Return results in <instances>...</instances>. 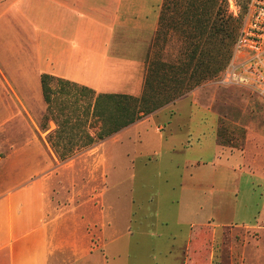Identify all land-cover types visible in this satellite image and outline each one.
<instances>
[{"label": "crops", "instance_id": "0c3cea01", "mask_svg": "<svg viewBox=\"0 0 264 264\" xmlns=\"http://www.w3.org/2000/svg\"><path fill=\"white\" fill-rule=\"evenodd\" d=\"M167 6L165 0H29L23 12L28 21L34 18L38 26L39 83L41 75L45 74L89 89L95 95L124 94L141 98L145 92L147 72L156 70L158 66L159 74L168 73L163 61L157 62L161 49L155 45L158 32L166 26L163 13ZM176 7L180 15L182 3ZM33 9L34 17L31 16ZM165 82L159 86L154 83L156 96H145L147 104H161L156 110L158 112L140 118L108 139L85 149L87 153L99 149L100 169L106 173L98 182L103 189H100L97 205H91V193L81 196L76 192L73 175L81 162L59 159L48 141L52 130L38 129V144L32 142L38 161L29 170L21 166L20 156H16L20 151L17 146L9 147L5 158L0 159V168L12 158L10 162L16 176H10L0 185V264H106L107 260L101 256L92 260L93 242L87 237L84 227L94 221L100 237L96 248H106L119 237L132 236L131 207L134 198L129 196L127 200V219L121 236L111 219L113 213L116 216L112 202L116 203L120 196L111 192L112 200L107 202L106 193L119 185V178H115L117 156L107 147L122 143L132 134L139 138L140 132L149 131L160 147L165 145L169 149L168 152L188 153L192 148L200 152L202 149L201 129L192 131V128L188 130L186 127V123L191 126L196 117L201 116L197 114L200 104L196 106L194 101L189 105L185 96L164 103L165 91L160 89L167 85ZM39 87L41 91V84ZM184 109L187 113H183ZM159 118H163L160 121L166 126L164 132L156 131L149 125V120L150 123H160ZM7 119L2 120L0 127ZM177 120L183 122L177 124ZM212 139L211 159L206 161L198 157L199 160L185 161L182 168L185 171L189 163L199 161L197 168L209 170L211 176H189L182 172L180 192L183 193L176 201L179 208L174 214L176 227L162 230L168 226L167 217L158 208L150 214L154 223L147 229V234L153 239L152 250L159 251V247L169 250L163 264H172L174 258L170 250L180 238V264H213L218 257V248L219 251L226 250V259L233 261L229 253L236 249L235 242H239V248L243 250L241 264H264V196L260 217L253 224H234L235 211L232 207L229 208V221L220 219L223 214L219 209V196L225 194L226 182L229 181V178L224 179L222 170H231L232 180L235 173H245L233 170L228 163L217 161L215 135ZM156 152L153 151V154L157 155ZM242 160L246 164L243 157ZM108 169L111 170L109 175ZM247 172L249 177L258 178L256 173ZM261 177L264 184V175ZM129 191L132 193L131 188ZM156 196L151 202L149 199L150 204ZM129 224L130 231L127 229ZM163 242H166L165 245ZM219 243H222L221 247ZM152 257V261L155 260L156 257Z\"/></svg>", "mask_w": 264, "mask_h": 264}, {"label": "rangeland", "instance_id": "374dc122", "mask_svg": "<svg viewBox=\"0 0 264 264\" xmlns=\"http://www.w3.org/2000/svg\"><path fill=\"white\" fill-rule=\"evenodd\" d=\"M28 1L0 0V123L8 118L4 126L0 127V146L2 141L4 142V145L0 147V159L5 158L9 147L17 146V150L20 151L16 156H20L21 166L29 170L38 161L33 144L34 142L38 144V129L46 132L52 130L48 141L55 143L61 130L64 133L61 135L62 142L58 145L56 155L58 157L65 155L66 153H61L62 148L69 147L71 153L66 154L64 159H75L81 162L73 175L76 192L81 196L91 193L89 198L91 205L94 206L100 199V189H103V185L98 182L102 181L106 174L100 169L102 166L99 163V149L89 153L85 152V149L89 147L86 145L87 136L93 140L92 145H97L100 141L97 139V134L101 129V123L94 116L92 117L95 94L81 92L79 88L73 86H62L53 80L49 83L53 91L50 97L51 103L47 104L44 101L37 75L38 26L34 18L31 22L28 21L23 12ZM182 1L165 0V5H168L163 13L166 26L158 32V38L155 41L156 47L161 49L160 59L157 62L163 61L166 67L177 68L185 60L187 45L185 36H183L184 32L182 33L180 29L183 19L180 18L176 7ZM245 1L217 0L216 8L220 5L226 16L231 18L232 24L238 26ZM197 5L196 3L195 6ZM208 7L210 9V6ZM196 10L202 11L199 7ZM31 16L34 17V9ZM222 69L223 67L218 69V72ZM218 72L203 80L197 87L189 89L187 84L184 85L183 94L179 96L187 97L189 105H192L194 101V105L200 104L197 114L201 116L196 117V121L191 126L189 122L186 123L188 130L192 128V131L196 129L199 131L201 129L200 147L202 149L200 152L194 151L193 148L188 153L186 151L184 153L168 152L169 149L165 145L160 147V143L149 131L148 133L140 132L139 138L138 135L132 134L122 143L107 147L108 151L117 156L118 170L115 178H119V185L114 188L115 190L106 193L108 194L107 202L112 200L114 192L120 196L116 203L112 202L116 216L113 213L111 219L115 224L117 234L121 236L127 219V200L129 196L134 198V204L131 207L132 230L130 224L127 227L128 231H132V236L119 237L115 243L106 248L102 246L96 248L97 241L100 240L99 229L95 221L88 223L84 230L93 242L91 244L92 260L101 256L107 260L106 264H163L166 261V254L169 250L163 247H159V251L152 250L153 239L147 234V229L151 223H154L150 214L158 208L168 219V226L162 230H172L176 227L174 214L179 208H177L176 201H179L183 193L180 192L182 172L189 176H211L209 170L197 168L199 161L196 164L189 163L185 171L182 168L185 161L199 160L198 157L206 161L211 159L214 135L218 145L217 161L220 164L228 163L232 165L233 170L245 173L240 175L235 173L232 180L233 172L228 168L222 170L224 179L229 178V181L226 182L228 186L225 194L219 196V209L223 214L220 215V219L229 221L231 218L229 208L231 207L235 211L234 224H253L259 219L264 196V184L261 177L264 175V101L242 88L215 85ZM149 74L150 72L146 73L147 78ZM171 85L174 88V84L171 83ZM179 92L180 90L174 91L173 89L167 94L171 98ZM146 93L144 92V95ZM165 94L166 92L163 94L164 99ZM173 100L170 99V101ZM158 107L160 106H141L143 115L140 118L150 116ZM185 109L183 113H187ZM65 118L69 123L61 124ZM162 119L159 118V121ZM181 122L183 120L176 121L177 124ZM57 124H61L59 129L56 128ZM149 125L156 131L166 130L162 121L154 124L149 120ZM175 147L178 151V147ZM153 151H157L158 156L153 154ZM242 157L246 160V164L243 163ZM10 160L12 158L7 159L0 168V185L9 180L10 176L12 178L16 176ZM246 165L248 167L245 168ZM110 171V169L107 170V175ZM247 171L256 173L258 178L249 177L246 175ZM130 188L132 193L129 191ZM155 195H157L156 199L150 204L149 199L151 202ZM163 243L165 245L166 242ZM221 244L219 243V247ZM239 245V242H235L236 249H232L229 253V256L233 257V261H230L226 259L228 258L224 249L227 246L226 242L223 247L225 251H219L218 248V257L213 264H224L225 262L241 264L243 250L239 248ZM170 251L174 258L172 264H180L182 259L180 238L173 243ZM248 253H250L249 250ZM152 256L156 257V261H152ZM95 264L98 263L95 262Z\"/></svg>", "mask_w": 264, "mask_h": 264}, {"label": "trees", "instance_id": "16d2710c", "mask_svg": "<svg viewBox=\"0 0 264 264\" xmlns=\"http://www.w3.org/2000/svg\"><path fill=\"white\" fill-rule=\"evenodd\" d=\"M247 2L248 0L245 1L243 14ZM181 3L180 18L183 20L181 21L180 29L182 33L184 32L183 36H185L187 45L185 60L177 68H174V66L168 67L167 74H159V68L150 72L145 82V92L147 93L141 98L119 94L95 95L93 99L92 117L94 116L101 123V129L97 134L98 140H104L106 137L119 132L139 120L143 115L141 112L143 108L141 106L156 105L147 104V99H145L147 95L156 96V92L153 90L154 83H158L157 86H159L160 83L166 81L165 84L167 85L160 90L166 92L164 103H167L170 102V99H175L183 94L182 87L184 85L187 84L189 89L197 87L203 80L216 74L218 69L223 67L218 72L216 78L224 70L231 57L243 14L238 26H234L231 18L226 16L221 6L219 5L216 8L217 0H186V4H184L183 0ZM196 3L198 4L197 6H195ZM208 6H210V9ZM197 7L201 8L202 11L198 12L196 10ZM162 77L165 79L160 80ZM53 80L62 86H73L79 88L81 92L94 94L89 89L78 87L75 84L44 74L40 77V84L43 99L47 104L51 103L50 97L53 95V91L50 89L49 83ZM171 83L174 84V88H172ZM173 89L174 91L180 90V92L169 98L167 93H170ZM153 93L155 94L153 95ZM67 123L69 121L66 118L61 122L64 125ZM61 124H57L58 129L59 126L61 127ZM63 133L61 130L59 131L56 143L50 140L55 151L62 142L61 135ZM86 139V145L93 144V140L90 137L87 136ZM61 153L69 154L71 152L69 147H63ZM65 155H60L59 159L65 160Z\"/></svg>", "mask_w": 264, "mask_h": 264}, {"label": "built area", "instance_id": "2783aa9c", "mask_svg": "<svg viewBox=\"0 0 264 264\" xmlns=\"http://www.w3.org/2000/svg\"><path fill=\"white\" fill-rule=\"evenodd\" d=\"M215 85L242 88L264 101V0H248L231 57Z\"/></svg>", "mask_w": 264, "mask_h": 264}]
</instances>
